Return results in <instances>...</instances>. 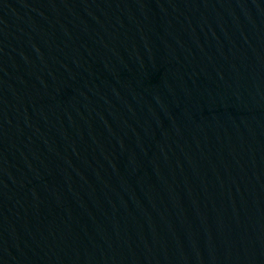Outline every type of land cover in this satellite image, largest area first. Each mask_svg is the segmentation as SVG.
<instances>
[{"label": "water", "instance_id": "1", "mask_svg": "<svg viewBox=\"0 0 264 264\" xmlns=\"http://www.w3.org/2000/svg\"><path fill=\"white\" fill-rule=\"evenodd\" d=\"M0 264H264V0H0Z\"/></svg>", "mask_w": 264, "mask_h": 264}]
</instances>
